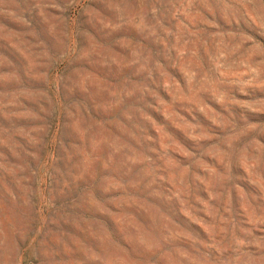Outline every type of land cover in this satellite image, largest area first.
Returning <instances> with one entry per match:
<instances>
[{"label":"rangeland","instance_id":"obj_1","mask_svg":"<svg viewBox=\"0 0 264 264\" xmlns=\"http://www.w3.org/2000/svg\"><path fill=\"white\" fill-rule=\"evenodd\" d=\"M0 264H264V0H0Z\"/></svg>","mask_w":264,"mask_h":264}]
</instances>
